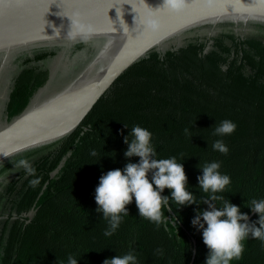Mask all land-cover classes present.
Here are the masks:
<instances>
[{
	"label": "trees",
	"instance_id": "1",
	"mask_svg": "<svg viewBox=\"0 0 264 264\" xmlns=\"http://www.w3.org/2000/svg\"><path fill=\"white\" fill-rule=\"evenodd\" d=\"M48 75L37 66L20 72L7 104L9 121L28 107ZM225 119L236 123V130L213 135V127ZM136 125L152 133L157 159L175 157L183 164L186 188L197 204L170 200L157 227L140 217L133 198L129 214L122 213L119 228L106 237L109 225L96 211L95 190L109 170L139 162L124 155V136ZM217 139L228 146L227 155L210 147ZM213 161L231 177L225 190L215 193L223 197L215 205L222 208L228 201L250 216L251 200L264 199V39L259 37L226 31L198 37L154 50L125 71L71 135L30 161L35 176L21 169L7 183L0 196L8 205L0 221V264H67L69 255L78 264H103L129 251L137 264H205L209 249L191 221L213 195L199 188L197 177L203 173L198 165ZM13 166L10 161L1 167L0 176ZM32 180L38 183L32 186ZM162 195L171 197V190ZM258 219L255 213L250 222ZM243 243L242 259L230 264H264V242L249 236Z\"/></svg>",
	"mask_w": 264,
	"mask_h": 264
},
{
	"label": "water",
	"instance_id": "2",
	"mask_svg": "<svg viewBox=\"0 0 264 264\" xmlns=\"http://www.w3.org/2000/svg\"><path fill=\"white\" fill-rule=\"evenodd\" d=\"M162 4L163 0H0V76L8 59L22 50L64 42L92 41L96 46L68 83L0 127V168L27 153L47 151L71 135L118 78L150 52L207 26L213 30L223 23L264 24V0H186L179 13L154 11ZM153 17L158 26L146 27ZM71 19L91 32L68 38Z\"/></svg>",
	"mask_w": 264,
	"mask_h": 264
},
{
	"label": "clouds",
	"instance_id": "3",
	"mask_svg": "<svg viewBox=\"0 0 264 264\" xmlns=\"http://www.w3.org/2000/svg\"><path fill=\"white\" fill-rule=\"evenodd\" d=\"M185 7L186 0H163L162 6L154 11L167 10L179 13ZM71 21L68 38L74 40L79 35L86 36L91 32V28L86 30L79 20L71 19ZM145 23L146 27L152 29L158 26L155 17ZM125 128H128L126 124ZM213 128V135L223 137L232 134L237 125L232 120L225 119ZM184 132L185 135H190L189 129L186 128ZM124 143L128 145L124 153L125 157H139V162H128L123 169L109 170L100 177L99 185L95 190V201L98 205L96 211L103 213V219L109 225L104 232L106 237L112 236L119 228L123 220L121 214L125 216L129 214L127 205L132 203L133 198L140 217L153 222L157 227L163 222L162 209L169 205L170 200L181 206L197 204L194 194L186 188L188 180L183 164L177 163L175 157L157 159L156 149L152 145V133L148 129L139 125L133 126L129 135L124 136ZM210 147L224 155L229 152L223 139L215 140ZM4 155L7 157L10 154ZM91 155L95 156L96 152L93 150ZM11 163L14 169H23L32 176L36 174V169L28 159L11 160ZM198 167L203 173L197 177L199 188L213 195L204 201L208 208L197 209L191 223L197 230H202L203 242L209 249L205 264H230L233 260L242 259L245 251L243 241L249 236L264 242V199H253L250 202L251 211L259 214V219L255 222H250L248 214L242 213L240 208L231 202L225 201L223 207L218 208L214 201L222 200L223 197L215 193L225 190L231 183V177L219 171L221 168L219 161ZM30 183L35 186L38 180H32ZM165 189L171 190V197L162 195ZM157 252L163 254L162 249H157ZM67 264H78V260L73 255H69ZM103 264H137V257L129 251L105 259Z\"/></svg>",
	"mask_w": 264,
	"mask_h": 264
},
{
	"label": "flooded vegetation",
	"instance_id": "4",
	"mask_svg": "<svg viewBox=\"0 0 264 264\" xmlns=\"http://www.w3.org/2000/svg\"><path fill=\"white\" fill-rule=\"evenodd\" d=\"M227 24V23H226ZM251 23L244 25V24H230L228 23V28L223 29V27H219L217 25L214 29L225 30L230 29V27H234L235 29H247ZM250 26H254L264 32V24L263 26L260 24H253ZM208 29L212 30V26H207ZM205 27H203L204 29ZM96 49L95 43L92 41H83V42H64V43H57L51 46L40 47V48H33L22 50L15 53L11 58L8 59L7 65L5 66L3 73L0 76V91L3 90L0 94V100L4 101L3 103V110H4V118H5V125L10 121L7 118L6 109L7 104L10 98V94L14 87L15 78L20 74V72L27 66H37L39 69L43 71H48V80L43 87L39 89L36 95L31 99L29 105L37 99L41 98L42 96L38 97L40 94V90L44 87L49 85L56 75L62 74L63 77L74 75L76 72L78 73L84 65L90 60L94 51ZM40 54H45L46 56L42 59H36V57ZM30 59L29 62L27 60ZM2 58L0 57V64ZM56 61H60L58 66H54ZM27 65V66H26ZM76 73V74H77ZM75 74V75H76ZM74 75V76H75ZM4 177V176H3ZM3 177H0L2 179Z\"/></svg>",
	"mask_w": 264,
	"mask_h": 264
},
{
	"label": "rangeland",
	"instance_id": "5",
	"mask_svg": "<svg viewBox=\"0 0 264 264\" xmlns=\"http://www.w3.org/2000/svg\"><path fill=\"white\" fill-rule=\"evenodd\" d=\"M228 24V23H227ZM226 23H223L221 25H219V27H223L225 26L223 29L228 28ZM254 23H251L250 25H253ZM247 29H235L234 27H230V29H227V31H231L232 33L237 34L238 36L241 37H250V36H255V37H259L261 39H264V32L258 28H255L254 26H250ZM219 29H213L210 30L208 29V27H205L204 29H200V30H194L191 32L186 33L183 36H180L179 38H177L176 40H173L171 42H169L167 45L163 46L162 49L160 51H164L168 48H174V47H179V46H183L185 44H187L189 41L194 40L198 37L200 38H205V37H212V36H216L221 32H225V30H220ZM60 61H56V63H54V66H58V64ZM77 73V72H76ZM75 73V74H76ZM74 74V75H75ZM74 75H69V76H64L62 74L56 75V77L54 78V80L47 85L46 87H44L42 90H40V94H38L39 96L42 97H47L50 94H53L55 91H57L58 89H60L61 87H63L66 83H68L73 77ZM2 89L0 91V94L2 93ZM3 103L4 101L0 100V127L5 125V118H4V110H3ZM41 152H37V151H33V154L28 157L27 159L29 161H32L34 159H36ZM21 169H14V166L11 167L10 169H8L7 171H5L0 177H3L2 179H0V196L3 193V191L6 188L7 183L20 171ZM8 215V205H7V199H3L0 201V221H3Z\"/></svg>",
	"mask_w": 264,
	"mask_h": 264
}]
</instances>
